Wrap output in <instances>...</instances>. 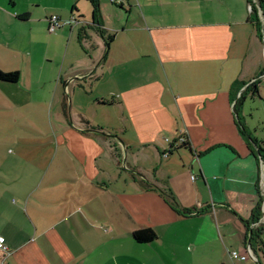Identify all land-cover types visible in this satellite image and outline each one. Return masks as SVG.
<instances>
[{
    "label": "crops",
    "instance_id": "obj_1",
    "mask_svg": "<svg viewBox=\"0 0 264 264\" xmlns=\"http://www.w3.org/2000/svg\"><path fill=\"white\" fill-rule=\"evenodd\" d=\"M93 1L0 0V69L21 72L0 81V111L40 107L51 137L39 141L60 164L0 165V236L12 253L0 260L258 264L249 227L262 163L239 123L264 145V0H252L259 16L248 0H95L98 11ZM53 14L69 23L50 33ZM246 117H258L254 131ZM181 135L191 149L164 157ZM118 146L130 164L102 162ZM145 228L156 238L138 242Z\"/></svg>",
    "mask_w": 264,
    "mask_h": 264
},
{
    "label": "rangeland",
    "instance_id": "obj_2",
    "mask_svg": "<svg viewBox=\"0 0 264 264\" xmlns=\"http://www.w3.org/2000/svg\"><path fill=\"white\" fill-rule=\"evenodd\" d=\"M34 92V97L46 98L51 95L52 89ZM66 96L69 97V95ZM70 104V100H68L67 106L69 107ZM89 114H91L90 111ZM15 116L17 118H15ZM74 118H76V116H74ZM0 119H2V124L7 126L6 132H3V134L0 132V165H60L57 147L54 146L52 151H47L44 147L45 144L39 141L43 139L41 134L45 133L46 137H51V133L49 134V132H47L49 131L48 127L51 123V121H49L50 118L42 114L40 107H19L15 115L0 111ZM245 119L252 128V131H254L253 125L258 127V117L252 119L246 117ZM100 123L106 124L107 121L105 119H100ZM54 124H56V122H54ZM254 134L256 136L258 132H254ZM108 139L111 138L108 137ZM117 151V153L115 151V156H112L110 152L109 155L102 158V162L108 165L130 164L129 162L132 161V156L130 154L126 155V152L123 151L120 146H118ZM110 155L113 157L114 161H112ZM260 170L262 173L261 180L263 186L262 197L264 199V163H262ZM2 173L5 175V170H3ZM21 173V171L18 173L19 176H21ZM33 174L35 177L32 174L31 177L36 179L38 176L36 171H33Z\"/></svg>",
    "mask_w": 264,
    "mask_h": 264
},
{
    "label": "trees",
    "instance_id": "obj_3",
    "mask_svg": "<svg viewBox=\"0 0 264 264\" xmlns=\"http://www.w3.org/2000/svg\"><path fill=\"white\" fill-rule=\"evenodd\" d=\"M250 4H252V0H248ZM95 4V11H98V9L96 8L98 6V3L94 0L93 1ZM252 14H255L257 16L258 13L253 5V10L251 11ZM256 16V17H257ZM258 19V17H257ZM21 79V72L19 70H15V71H4L2 69H0V81L2 82H9V83H17L19 82ZM245 83H235V88L239 89L241 86H244ZM253 90V89H252ZM242 100V99H241ZM239 101H237L236 105H235V112H237V108L238 106L241 104ZM239 104V105H238ZM64 111L65 114L68 115L67 112V104H64ZM82 122L87 125L89 127L90 123L89 121H87V119H85L84 117H82ZM245 126L243 125V123H239V128L242 132V134L245 136V138L247 139V141L249 143H252L254 145L257 146L258 149V154H257V158L259 160V162L264 163V145L259 144L256 140L252 139L249 136V133L245 130L244 128ZM89 128H92L93 130H95V128H93L91 125ZM182 147L191 149L189 143H185L182 145ZM146 188H150L151 185H149L146 182H142ZM261 194V193H260ZM163 197L165 198V200L178 212H182V213H188L189 211L182 209L179 205V203L177 202V200L173 197L171 191H163L162 192ZM260 202L256 211V214L253 218V222L256 224V222L259 220L260 216H261V204H262V194L260 195ZM249 241H250V247L252 249V251L254 252V254L256 255V257L258 258V264H264V244L261 241L260 238V234H261V225H258L256 228L253 227H249ZM134 238L141 243H146V242H150L153 241L156 238V233L150 229V228H145V229H139L137 231H135L133 233Z\"/></svg>",
    "mask_w": 264,
    "mask_h": 264
},
{
    "label": "built area",
    "instance_id": "obj_4",
    "mask_svg": "<svg viewBox=\"0 0 264 264\" xmlns=\"http://www.w3.org/2000/svg\"><path fill=\"white\" fill-rule=\"evenodd\" d=\"M110 1L112 3H117V4L122 3V0H110ZM250 9H251V11L253 10V4H250ZM259 15H261V14H259ZM67 23H69L68 20L62 19L58 15L53 14L48 18V31L50 33H55L59 29L64 27ZM167 142H170V141L167 139ZM187 142H188V140L186 139V137L181 135L176 141L171 142V144H169V148L167 149V151H165L164 157H168L169 154L171 153V151H173L177 146L183 145ZM193 178H194V176H193ZM262 223H264V199H263V202L261 204V216H260V218L256 224L261 225ZM249 250H250V253L253 255L250 248H249ZM11 254H12L11 251L9 250L8 246L6 245L5 237L0 236V257H1V259L3 260L5 258L9 257ZM231 256L234 259H237V258L246 259V256H240L237 251L231 252ZM2 260H0V264H3Z\"/></svg>",
    "mask_w": 264,
    "mask_h": 264
}]
</instances>
